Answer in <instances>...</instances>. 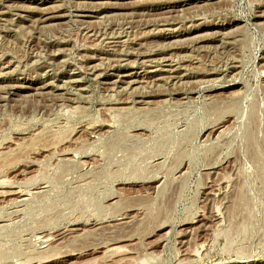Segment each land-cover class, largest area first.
<instances>
[{
    "label": "rangeland",
    "instance_id": "obj_1",
    "mask_svg": "<svg viewBox=\"0 0 264 264\" xmlns=\"http://www.w3.org/2000/svg\"><path fill=\"white\" fill-rule=\"evenodd\" d=\"M0 264H264V0H0Z\"/></svg>",
    "mask_w": 264,
    "mask_h": 264
},
{
    "label": "bare ground",
    "instance_id": "obj_2",
    "mask_svg": "<svg viewBox=\"0 0 264 264\" xmlns=\"http://www.w3.org/2000/svg\"><path fill=\"white\" fill-rule=\"evenodd\" d=\"M97 131H98V130H97ZM67 140H68V139H67ZM15 156H16V155H15ZM18 191H19V190H18ZM18 191L15 190V191H10L9 193L7 192V193H8L9 195H17V196H18L19 193H20V192H18ZM20 191H21V189H20ZM1 194H2V193H1ZM4 194H5V193H4ZM5 196H6V194H5ZM114 248H115V247H114ZM191 254H192V253H191ZM135 259H136V258H135Z\"/></svg>",
    "mask_w": 264,
    "mask_h": 264
}]
</instances>
